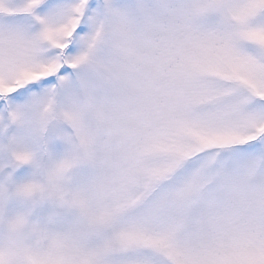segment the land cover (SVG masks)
<instances>
[{
    "label": "snow or ice",
    "instance_id": "obj_1",
    "mask_svg": "<svg viewBox=\"0 0 264 264\" xmlns=\"http://www.w3.org/2000/svg\"><path fill=\"white\" fill-rule=\"evenodd\" d=\"M0 264H264V0H0Z\"/></svg>",
    "mask_w": 264,
    "mask_h": 264
}]
</instances>
